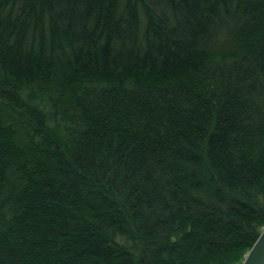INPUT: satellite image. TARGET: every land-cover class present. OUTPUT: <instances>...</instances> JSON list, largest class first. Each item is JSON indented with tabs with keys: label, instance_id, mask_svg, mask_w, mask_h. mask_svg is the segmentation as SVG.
Listing matches in <instances>:
<instances>
[{
	"label": "trees",
	"instance_id": "obj_1",
	"mask_svg": "<svg viewBox=\"0 0 264 264\" xmlns=\"http://www.w3.org/2000/svg\"><path fill=\"white\" fill-rule=\"evenodd\" d=\"M264 227V0H0V264H242Z\"/></svg>",
	"mask_w": 264,
	"mask_h": 264
},
{
	"label": "water",
	"instance_id": "obj_2",
	"mask_svg": "<svg viewBox=\"0 0 264 264\" xmlns=\"http://www.w3.org/2000/svg\"><path fill=\"white\" fill-rule=\"evenodd\" d=\"M242 264H264V227L253 247L246 253Z\"/></svg>",
	"mask_w": 264,
	"mask_h": 264
},
{
	"label": "bare ground",
	"instance_id": "obj_3",
	"mask_svg": "<svg viewBox=\"0 0 264 264\" xmlns=\"http://www.w3.org/2000/svg\"><path fill=\"white\" fill-rule=\"evenodd\" d=\"M261 232H262V231H261ZM256 241H257V240H256ZM256 241H255V242H256ZM254 244H255V243H254ZM254 244H253V245H254ZM252 247H253V246H252ZM252 247H251V248H252ZM251 248H250V249H251ZM250 249H249V250H250ZM249 250H248V251H249ZM248 251H247V252H248ZM247 252H246V253H247ZM244 259H245V257H244ZM244 259H243V261H244Z\"/></svg>",
	"mask_w": 264,
	"mask_h": 264
}]
</instances>
